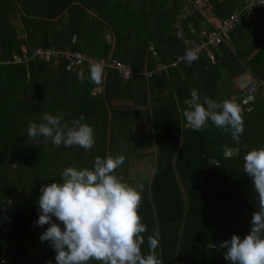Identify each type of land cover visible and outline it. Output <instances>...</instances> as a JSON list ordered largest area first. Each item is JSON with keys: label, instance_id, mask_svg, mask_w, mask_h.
Wrapping results in <instances>:
<instances>
[{"label": "trees", "instance_id": "16d2710c", "mask_svg": "<svg viewBox=\"0 0 264 264\" xmlns=\"http://www.w3.org/2000/svg\"><path fill=\"white\" fill-rule=\"evenodd\" d=\"M154 1L155 5H149L155 10L149 25L144 18H129L120 0H0V62L18 56L20 47L29 52L53 46L68 47L96 59H105L110 53V59L134 72H140L143 65L151 70L154 58L167 66L185 50L173 35L171 21L186 2L167 0V7L166 0ZM242 1L207 0L212 13L219 17L229 15ZM14 14L20 15L19 34L10 21ZM187 23L198 30L202 21L191 17ZM105 26L112 31V49L102 37ZM228 38L234 53L220 45L218 55L212 51L213 63L198 55L190 65L179 63L168 68L167 74L160 72L147 81L151 92L169 90L170 84L174 87L160 97L162 106L151 108L149 117L143 113L140 118L143 125L151 126L150 134L135 142L154 148L150 180L124 182L143 185L139 215L147 231L142 234L145 243L141 251L148 254L147 237L158 233L156 253L162 264H231L224 259L226 250L219 248L220 243L233 235L244 238L250 231L252 214L259 210L243 158L248 151L264 148V122L261 130L254 125L263 113L262 104L255 105L251 114L241 112L248 125L244 124L239 142L232 139L230 131L225 133L211 121L199 132L184 128L182 111H177L188 108L184 101L190 100L192 89L198 91L201 100L208 97L220 102L217 81L242 74L240 62H245L264 91V6L255 8L252 16L241 14L239 25ZM147 40L152 43L151 51ZM82 71L83 82L79 73L65 72L61 63L0 66V209L13 227L11 234L1 237L0 245L8 251L9 264H56L51 243L40 240L50 225L35 223L40 214L37 201L41 187L59 182L67 167L91 169L96 157L104 158V152L107 157L123 155L124 161L127 156L128 123L111 111L107 116L104 102L117 96L129 98V86L124 84L120 94V80L109 71L103 94L91 96L90 90L100 84L90 81V71ZM140 84L145 86L142 79ZM45 113L59 116L61 127L71 126L83 115L82 123L93 128L94 146L89 150L63 144L55 147L49 138H29V123L44 122ZM232 142L236 148L228 146ZM225 146L235 149L236 154L225 157ZM118 169L123 170L124 163ZM53 222L59 223L54 217ZM89 264L100 262L92 260Z\"/></svg>", "mask_w": 264, "mask_h": 264}, {"label": "clouds", "instance_id": "9594fccd", "mask_svg": "<svg viewBox=\"0 0 264 264\" xmlns=\"http://www.w3.org/2000/svg\"><path fill=\"white\" fill-rule=\"evenodd\" d=\"M244 1L240 6L237 4L229 15L215 16H230L241 9ZM196 19L202 21L198 30L207 27L201 18L197 16ZM194 30L198 31L197 28ZM187 58L190 61L197 59L193 52H188ZM6 60L0 62V66ZM101 78L100 67L90 65V81L99 85ZM78 79L84 81L83 71L78 74ZM186 103L188 108L182 110L186 126L199 132L211 121L225 133L230 131L234 141H240L244 122L241 109L234 101L217 102L208 97L201 100L198 91L192 89L191 98ZM42 119L44 122L39 124L29 123V138L42 136L51 139L55 147L63 144L64 147L79 146L85 150L95 144L93 128L82 123L83 115L73 120L71 126L63 127L59 116L45 113ZM235 154L233 149L225 146V156ZM243 160L244 172L250 177L258 196L259 210L252 214L251 228L244 238L233 235L230 240L221 242L219 248L226 250L224 259L231 264H264V148L248 151ZM123 163V155L96 157L91 169L67 167L59 182L40 188L37 201L40 214L35 223L41 227L50 225L40 240L51 243L56 252V264H89L92 260L100 264H162L156 253L158 233L147 237L148 254H142L141 246L145 243L142 234L147 231L139 215L143 185L131 186L123 177L114 174ZM53 217L59 223L53 222Z\"/></svg>", "mask_w": 264, "mask_h": 264}, {"label": "built area", "instance_id": "2783aa9c", "mask_svg": "<svg viewBox=\"0 0 264 264\" xmlns=\"http://www.w3.org/2000/svg\"><path fill=\"white\" fill-rule=\"evenodd\" d=\"M186 5L175 14L171 21L173 35L184 46V52L175 57L169 65L157 63L152 71L134 72L128 65L119 61L112 60L110 57L105 59H96L85 53L70 50L68 47H37L27 52L23 47L20 48V54L7 59L3 64L26 65L28 62H41L53 66L61 63V67L67 73H76L86 69L90 71V65H98L102 72V77L109 71L115 72L122 85L142 77L145 81L160 72H165L168 68L176 67L179 63L185 66L190 65L192 61L188 60L187 53L193 52L196 56L203 55L208 61H213L212 51H217L221 44L228 41V33L231 32L240 21V14H251L255 8L264 6V0H245L240 10L233 12L226 18H217L211 11L207 0H185ZM201 18L205 29L195 31L191 23L187 20L191 17ZM259 84L252 81L245 89L242 106L246 112L252 110V104L255 99L254 93L259 90ZM13 232L11 221H8L4 210L0 209V239L4 235ZM0 264H9L8 251L0 245Z\"/></svg>", "mask_w": 264, "mask_h": 264}, {"label": "crops", "instance_id": "0c3cea01", "mask_svg": "<svg viewBox=\"0 0 264 264\" xmlns=\"http://www.w3.org/2000/svg\"><path fill=\"white\" fill-rule=\"evenodd\" d=\"M120 1L123 2V4L125 3L126 10H127V11L126 10L125 11L128 12L129 18H131V17H134L135 19L144 18L145 20H147L149 25L151 23L153 24V22H152L153 18H154L153 13L155 12V10H153V8L152 9L149 8V5H155L156 2L154 0H145V2L143 3L144 6H142V2H140L141 0H120ZM166 5H167V7L170 6V3H168L167 0L165 2V6ZM91 15L93 17H96L95 14H91ZM124 19H128V18L124 17ZM107 30L108 31H106V32L103 30L102 37L104 38L106 35H108L109 40H107L105 43L109 44L110 49H112V47H113L112 31L110 30V28H107ZM22 37H23V35H22ZM74 38H75V36L73 35L72 39H71V43L74 42ZM104 41H105V39H104ZM147 43H148L147 49H148V51H151L152 43L149 40H147ZM222 46H225L230 51H233L231 45L229 44V41H227L225 44H222ZM49 47H53V46H49ZM219 47H218L217 51H215L217 55L219 53L218 52ZM45 48H48V47H45ZM107 57H111L110 53L107 55ZM209 62L213 63L214 58H213V61H209ZM157 63H159V62H157L156 58H154L153 68L151 70H148V71H152L155 68ZM144 71H147L145 69V65H143L142 70L140 72H144ZM167 71L168 70H166L164 73L167 74ZM80 72L81 71L76 72V73H80ZM71 74H75V73H71ZM106 76H107V73L103 77L104 78L103 80H105ZM179 77H180V75H179ZM166 78L168 79V81L170 80L167 75H166ZM141 79L144 81V84H145L144 87L140 84ZM247 80L248 79H247V77L244 76V74H238L235 76H231L230 78H223V80L217 81V89L219 88V86L221 87V84H223L224 90L227 93V94L224 93L227 96L226 98H234L236 96L238 97L239 96L238 91L240 89L239 86L242 83H246ZM147 81H145L142 77H139L138 79H135L134 81H130L127 83V86H129L128 90H127L128 91L127 97L129 96V98H125V97L121 98L120 96H117V97H111L109 99L108 103L104 102V105H105V108L107 111V116H109V114H110L109 111H111L114 115H117V114H118V116L120 115V121H126L128 123V126L130 129H134V130L139 129L140 126L138 125V120L141 118L142 114L148 113L149 110L153 107L162 106L163 102H162L160 97H164L165 94L170 93L174 87L173 85L170 84V86H168L169 90H162L160 92L156 90L155 92H151ZM103 85H104V81L101 83L100 86L93 87L90 90V95H93L95 91H97V92L102 91V93H103V91H104ZM125 85L120 84V86H121L120 90H119L120 94L124 93L123 90L125 89L124 88ZM116 95H119V94H116ZM186 101H188V100H185L184 103L186 105H188L186 103ZM258 103H260V102H258V100L256 99L254 104L257 105ZM252 110H253V108H252ZM177 111L180 113L182 110L177 108ZM148 117H149V113H148ZM107 126H109V120L107 121ZM147 127H149L150 131H151V126L149 125ZM183 127L186 128L187 126L184 125ZM141 138H143V135H142V137H140L136 141H140ZM137 145L141 146V144L139 142ZM228 148L231 149L230 147H228ZM153 154H154V148H153ZM225 157H227V156H225Z\"/></svg>", "mask_w": 264, "mask_h": 264}, {"label": "rangeland", "instance_id": "374dc122", "mask_svg": "<svg viewBox=\"0 0 264 264\" xmlns=\"http://www.w3.org/2000/svg\"><path fill=\"white\" fill-rule=\"evenodd\" d=\"M141 2V1H140ZM237 5V4H236ZM142 6L143 3H142ZM19 14L17 15H12L10 17V21L12 22V24H14V26H16V31L18 32V34L20 33L21 30V25H20V21H19ZM108 27L105 26L104 31H108L107 30ZM22 34V33H21ZM23 35V34H22ZM22 35H19V37H22ZM105 42L107 40H109L108 35H106L104 37ZM233 50V49H232ZM232 53H234V51H231ZM256 52V50L251 51L250 52V56H252L254 53ZM245 62H240V65L243 67V71L242 74H244L245 77H247V82L246 83H242L239 86V96L234 97V98H226L227 96L224 94L226 93L224 90V86L223 84H221V87L219 86V88L217 89V94H218V99L220 102L224 101V100H232L234 101L236 104H238V106L241 109V112H245V113H250L251 112H246L244 109H246V106H242L241 101L243 100V96H244V91H246V87L252 82L255 81L257 82L260 86H259V90H257L254 94V98L252 99H257L258 102H260L262 104V109H264V91L262 90V85L261 82L258 81L257 79H255L250 71L248 70V68H246ZM104 78L102 77L101 79V83L104 81ZM100 83V85H101ZM222 83V82H221ZM99 85V86H100ZM237 92V91H236ZM103 93L102 91H95L93 95L91 96H101ZM227 94V93H226ZM254 100V102H255ZM255 104H252V107ZM260 105H256V107H259ZM253 108L252 111H255ZM107 114V113H106ZM143 120L139 119L138 120V125L140 126L139 129H130L127 137L128 140V146H127V153H126V157H125V161H124V169H117L115 173H117L116 175L119 177H123V180L126 181H132V182H137L140 181L142 179L147 178L148 180H150L153 169H154V154H153V148H145L143 146H138L135 142L137 139H139L140 137L145 136V135H149L150 134V128L147 127L146 125L142 124ZM264 122V110L263 113L260 117H258L257 119H255L254 125L256 127L259 128V126L261 127L262 123ZM244 124H247L244 122ZM248 125V124H247ZM145 126V127H144ZM106 129L109 128V126H107V124L105 125ZM263 129V126L261 127ZM261 128H259V130H261ZM250 132V130H249ZM261 132V131H259ZM107 141V140H106ZM233 143V144H232ZM231 144H229L228 146H233L236 148V143L232 142ZM135 145V146H134ZM233 149V148H231ZM235 151V149H233ZM104 158H107V153L104 152ZM11 169H14V165H12L10 167Z\"/></svg>", "mask_w": 264, "mask_h": 264}]
</instances>
